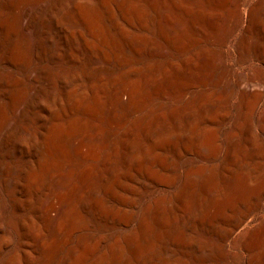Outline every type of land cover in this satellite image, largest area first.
I'll use <instances>...</instances> for the list:
<instances>
[{
  "label": "bare ground",
  "instance_id": "6f19581e",
  "mask_svg": "<svg viewBox=\"0 0 264 264\" xmlns=\"http://www.w3.org/2000/svg\"><path fill=\"white\" fill-rule=\"evenodd\" d=\"M251 58L264 0H0V264H143L146 228L169 264H264V161L174 162L234 96L228 147L264 155Z\"/></svg>",
  "mask_w": 264,
  "mask_h": 264
},
{
  "label": "rangeland",
  "instance_id": "374dc122",
  "mask_svg": "<svg viewBox=\"0 0 264 264\" xmlns=\"http://www.w3.org/2000/svg\"><path fill=\"white\" fill-rule=\"evenodd\" d=\"M238 65V66H237ZM234 69H237L239 72L245 74V75H250L254 76L257 78H261L264 75V69L263 66H261L260 63H258L255 59L251 58L247 61H243L242 63L239 64H234L233 65ZM146 95L149 94V98L153 97L150 96L149 89L146 90ZM154 100L153 98L146 100L147 104H150ZM223 102L227 105L229 115L228 117L225 118V120L222 123L221 128L219 129L217 135L219 136V142H220V147L219 149H214V148H208L205 151H202L200 154H193L192 152L194 151V137L191 132H184L182 133V136L180 137L178 143H177V156H176V161H174L176 164H178L179 167L184 166L188 164L189 161H210L208 162L209 165L215 164L213 167L214 168V174L215 178L216 177H221V161H264V155L263 156H253L252 158L247 155V150H248V145L247 142L244 141L242 138L239 139V141L234 145L233 147H228V132H229V127L233 123L239 120V113H238V99L236 96L232 97L231 99H223ZM259 111H261V108H259ZM260 112H255L254 116L259 115ZM185 134V135H184ZM222 139V140H221ZM225 144V145H224ZM182 147V148H181ZM188 148L189 152H184V148ZM227 147V149L225 148ZM245 155V156H244ZM202 156V158H201ZM261 157L263 159H261ZM235 158V159H234ZM198 159V160H197ZM171 162V161H167ZM184 162V163H183ZM219 163V164H218ZM175 174L181 175L180 170L176 171ZM243 173H240L239 176L241 177ZM197 182H199L198 178ZM158 190H161L159 188ZM211 192H214L211 190ZM264 206V201L262 203ZM194 207V205H191ZM191 207V208H192ZM193 209V208H192ZM152 216L147 215V220L149 221V224L153 225L152 222ZM248 223L246 224V226ZM147 232V241L146 246H147V251L146 255L144 256V261L143 264H169L168 262L165 261V259L159 257L160 255H156L151 253V247L149 246V241L153 238V235L155 232L150 230V228H146ZM242 236H236L235 239H240ZM262 238V237H261ZM264 240V238H262ZM234 244L232 243L229 246L227 258L228 261H231V258L235 256V253L233 252ZM151 253V254H150ZM148 258V259H146ZM146 260V261H145ZM148 260V261H147ZM151 261V262H150ZM154 261V262H153ZM212 264H226L223 260L219 259L218 262H213Z\"/></svg>",
  "mask_w": 264,
  "mask_h": 264
}]
</instances>
